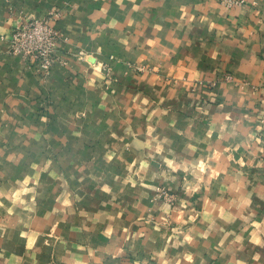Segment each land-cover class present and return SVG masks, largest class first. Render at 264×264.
I'll return each instance as SVG.
<instances>
[{"label": "crops", "instance_id": "0c3cea01", "mask_svg": "<svg viewBox=\"0 0 264 264\" xmlns=\"http://www.w3.org/2000/svg\"><path fill=\"white\" fill-rule=\"evenodd\" d=\"M243 1L0 0V264H264V0ZM52 10L43 78L1 37Z\"/></svg>", "mask_w": 264, "mask_h": 264}, {"label": "built area", "instance_id": "2783aa9c", "mask_svg": "<svg viewBox=\"0 0 264 264\" xmlns=\"http://www.w3.org/2000/svg\"><path fill=\"white\" fill-rule=\"evenodd\" d=\"M243 3V0H225L227 6ZM60 18L59 10L50 11L43 19L17 16L15 20L17 23L11 29L9 36L1 37L3 41L9 43L8 53L21 57L29 70L47 78L57 63L66 64L57 51L61 36L54 25Z\"/></svg>", "mask_w": 264, "mask_h": 264}, {"label": "rangeland", "instance_id": "374dc122", "mask_svg": "<svg viewBox=\"0 0 264 264\" xmlns=\"http://www.w3.org/2000/svg\"><path fill=\"white\" fill-rule=\"evenodd\" d=\"M53 11V10H52ZM59 34H60V36H61V41L64 39V37H63V35L61 34V32L59 31ZM82 56V55H81ZM104 71H106V72H110L111 71V69H110V67H107V66H104Z\"/></svg>", "mask_w": 264, "mask_h": 264}]
</instances>
